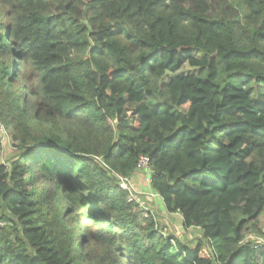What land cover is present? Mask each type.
Wrapping results in <instances>:
<instances>
[{"label":"trees","instance_id":"1","mask_svg":"<svg viewBox=\"0 0 264 264\" xmlns=\"http://www.w3.org/2000/svg\"><path fill=\"white\" fill-rule=\"evenodd\" d=\"M0 122V264H264V0H0Z\"/></svg>","mask_w":264,"mask_h":264},{"label":"rangeland","instance_id":"2","mask_svg":"<svg viewBox=\"0 0 264 264\" xmlns=\"http://www.w3.org/2000/svg\"><path fill=\"white\" fill-rule=\"evenodd\" d=\"M201 71L199 69H194L189 66H186L179 75H199ZM174 78L173 76H167V80ZM2 129L0 130V157L1 162L7 163L8 160L13 158L16 155L14 149V142L11 137V130H7L3 124L0 122ZM150 172V171H149ZM150 181L148 172H139L138 175L132 180L134 193L130 200H136L140 205L141 209L144 211V214L150 213L151 215L156 216L157 221L160 224L161 231L173 235L182 241L197 242L200 237V231L197 229L185 230L182 226L183 220L182 217L178 214L170 215L166 212L163 203L160 198L154 195L149 191L148 182ZM237 219H241L242 215L239 213L236 215ZM262 228L264 227V215L261 219ZM251 240L264 241V236L261 234H253L252 237H249ZM207 254V253H204Z\"/></svg>","mask_w":264,"mask_h":264},{"label":"built area","instance_id":"3","mask_svg":"<svg viewBox=\"0 0 264 264\" xmlns=\"http://www.w3.org/2000/svg\"><path fill=\"white\" fill-rule=\"evenodd\" d=\"M2 129L1 125H0V130ZM140 170L144 171V172H148L150 174L151 172V168L149 165V159L147 157H142L141 161H140ZM150 171V172H149ZM150 182V181H149ZM148 182V183H149ZM120 186L124 189V190H132L133 189V184L130 180H126V179H120ZM131 192V191H130ZM260 244H264V241H261Z\"/></svg>","mask_w":264,"mask_h":264}]
</instances>
